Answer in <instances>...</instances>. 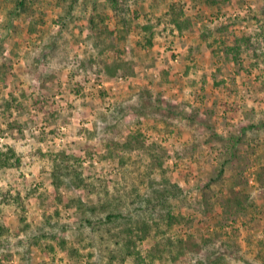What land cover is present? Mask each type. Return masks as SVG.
Here are the masks:
<instances>
[{"label":"rangeland","instance_id":"1","mask_svg":"<svg viewBox=\"0 0 264 264\" xmlns=\"http://www.w3.org/2000/svg\"><path fill=\"white\" fill-rule=\"evenodd\" d=\"M173 2L182 9L179 29L170 21ZM119 3L121 13L105 0H0V151L15 152L0 165V264H106L109 251L86 224L83 204L117 203L150 219L139 203L160 172L147 175L148 152L125 148L138 129L183 189L172 212L185 219L167 234L197 246L176 263L201 264L213 253L222 264H264V193L255 177L264 164V0ZM115 101L123 114L110 120ZM60 150L75 156L95 191L62 184L55 192ZM234 183L255 199L256 219L225 211ZM114 241L110 248L121 246ZM46 243L51 253L41 250ZM153 243L139 242L144 257L173 264L165 254L151 259Z\"/></svg>","mask_w":264,"mask_h":264},{"label":"trees","instance_id":"2","mask_svg":"<svg viewBox=\"0 0 264 264\" xmlns=\"http://www.w3.org/2000/svg\"><path fill=\"white\" fill-rule=\"evenodd\" d=\"M105 2L118 13L123 11L119 0H105ZM176 6H179L178 3L173 2L170 4L169 14L170 21L175 22V25L179 29L181 25L178 24V20L176 19ZM178 11L177 13H182L181 7ZM102 18L104 19V17ZM122 19L125 26H130L132 23L129 17H122ZM89 21L91 22V28H94V24L96 23L94 20V13L90 15ZM143 28L150 30L152 24H145L143 25ZM245 41L248 42V46L253 47L252 43L249 42V39L245 38ZM147 42L150 44L151 40L148 38ZM239 48V46L234 45L230 49L238 50ZM119 105L120 103L117 101L113 103V109L107 113L110 120L116 116L117 112L123 114L124 107H120ZM118 107L120 108L119 110ZM134 109L135 112H137L136 106ZM124 146L129 149L136 147L137 149L148 152L150 156L148 166L150 169H148L149 171H146L147 175H150V170H158L160 172V177L158 179L154 178L149 180L151 193L142 198L139 203V208L143 210L144 214L150 219L146 220V217L144 218L143 216L141 218H135L131 214H125L124 211L119 208L117 203L111 205L108 202L100 201L98 203L83 204V210L88 214L84 220L86 224L93 226V231H100L97 243L102 249H107L110 254L109 258H107L109 261L106 262V264H123L126 258H131L133 264H154L152 260L149 261L144 257L143 251L139 247V242H142L148 236H152L154 240L148 253L151 259H155L156 256L161 257L162 254H165L166 259L170 258V261H172L173 264H178L176 262L180 255L185 254L188 250H192L197 246V243L192 242V245L187 244L182 239L175 241L167 234L175 223L181 222L185 219L184 215H175L172 212V200L179 197L183 189L167 175L166 168L163 165V153L158 152L153 146H148L145 142V135L139 129L128 135L127 140L124 142ZM9 154L10 155H7L6 153V156L3 157L5 153L0 151V165L5 166L11 164L9 160L11 157L15 156V152L12 148H9ZM56 156L58 158L54 159V165L51 170V178L55 192H57L62 184L71 185L77 189L87 188L89 192L97 189L95 183L86 180L85 176L82 174L81 164L75 160V156L69 155L65 150H60ZM71 158L75 160V165L70 164ZM127 161L128 159L122 156L120 160L121 167H124ZM255 177L264 193V164L260 165ZM235 179L236 182L239 181L237 177H235ZM210 181H212V179ZM236 185L237 183H234L227 187L228 194L222 199V206L225 208V211H230L231 213H235L244 218L248 215H252V219H256L257 214L260 213V209L256 204L255 199H253L249 193L237 188ZM206 188H210L208 184L206 185ZM61 197L62 195L57 193V199L59 201L62 200ZM118 201H121V199H118ZM23 219V216H20V220ZM250 221L244 222L243 224L248 226ZM112 228L117 229V233H113ZM4 230V225L0 224V234ZM222 233L218 232L217 237H220ZM44 235L45 234L43 233V236ZM51 237L61 248L66 249L69 254L72 255L74 252H77V248L68 245L63 237L55 234L51 235ZM96 237L97 236H95V239ZM115 238L116 241L114 242L121 246L112 249L110 248L111 244L109 241L112 242V239ZM35 243L39 244L37 241H35ZM233 246L238 248L237 244H234ZM41 250L45 254L51 253L53 251V244H42ZM210 255L206 256V258L201 261V264H222V260L224 259L222 256H216L213 255V253H210Z\"/></svg>","mask_w":264,"mask_h":264}]
</instances>
